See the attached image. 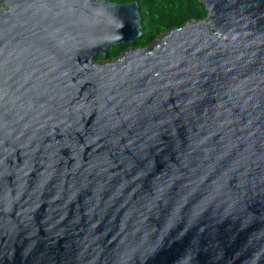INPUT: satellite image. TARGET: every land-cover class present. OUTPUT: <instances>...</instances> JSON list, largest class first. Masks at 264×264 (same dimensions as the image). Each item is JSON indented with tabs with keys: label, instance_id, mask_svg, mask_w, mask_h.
<instances>
[{
	"label": "water",
	"instance_id": "1",
	"mask_svg": "<svg viewBox=\"0 0 264 264\" xmlns=\"http://www.w3.org/2000/svg\"><path fill=\"white\" fill-rule=\"evenodd\" d=\"M142 36L137 1L0 0V264H264V0Z\"/></svg>",
	"mask_w": 264,
	"mask_h": 264
},
{
	"label": "trees",
	"instance_id": "2",
	"mask_svg": "<svg viewBox=\"0 0 264 264\" xmlns=\"http://www.w3.org/2000/svg\"><path fill=\"white\" fill-rule=\"evenodd\" d=\"M120 3L137 1L142 17V36L132 43L112 46L106 55L96 57L97 61L114 59L130 46L142 47L154 43L157 38L173 28L189 21L203 19L207 11L201 0H113Z\"/></svg>",
	"mask_w": 264,
	"mask_h": 264
},
{
	"label": "rangeland",
	"instance_id": "3",
	"mask_svg": "<svg viewBox=\"0 0 264 264\" xmlns=\"http://www.w3.org/2000/svg\"><path fill=\"white\" fill-rule=\"evenodd\" d=\"M159 37H161V35H160ZM158 40H159V38H157V40H156L155 42H157ZM155 42H154V43H155ZM152 44H153V43H152ZM152 44H151V45H152ZM151 45H150V46H151ZM148 46H149V45H148ZM114 59H115V58H114ZM114 59H103V60H100L99 62H100V63H106V62L112 61V60H114Z\"/></svg>",
	"mask_w": 264,
	"mask_h": 264
}]
</instances>
